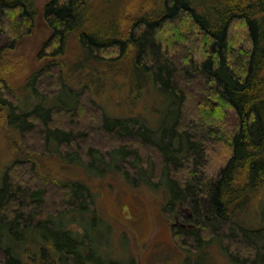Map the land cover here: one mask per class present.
I'll list each match as a JSON object with an SVG mask.
<instances>
[{
    "label": "trees",
    "instance_id": "obj_1",
    "mask_svg": "<svg viewBox=\"0 0 264 264\" xmlns=\"http://www.w3.org/2000/svg\"><path fill=\"white\" fill-rule=\"evenodd\" d=\"M161 2L163 11L160 14L156 17L142 15L128 29L135 65L146 69L151 76L153 74L157 89L179 100L176 122L162 129L160 143L141 124L135 123L137 120H108L104 116L97 121L93 109L87 107L90 103L82 99L83 95L77 98L73 107L46 110L39 105L29 115L19 108L8 109L6 118L14 126V133L24 137L35 133V139L44 148L57 140L66 148L75 149V156L89 163L91 168H95L98 161L95 155L93 159L85 157L91 151L101 156L99 159L105 167L120 161L122 168L125 163L130 167V158L148 161L155 152L156 160L161 162L160 169L166 173L169 182L167 209L174 212L180 202L189 201L195 217V230L193 226L186 232L173 231L177 242H183L180 241L183 239L198 254L203 245L218 239L233 263L258 264L262 258L264 264L258 244L245 232L249 225L242 221V215L239 217L241 224L238 221L239 214L264 189V0ZM43 17L52 32V43H55L51 45L53 56L64 53L60 49L66 47L72 34L92 52L124 50L129 46L122 39L124 36L119 38L115 32L101 38L79 31L85 17L82 0H49ZM37 18L35 0H0V33H8L14 43L33 32ZM185 22L188 23L184 25ZM235 22L245 33L244 38L237 35L232 40V43L238 39L244 42L232 44L237 48L228 44ZM166 29L170 41L163 40L161 36ZM190 31L196 33V43L192 44V49H187L179 42L188 41ZM57 65L52 63L51 68L46 67L41 74H36L35 94L50 95L43 93L42 89L53 81L51 74L60 68ZM194 83L197 85L193 90L197 93L221 103V113L225 114L222 119L218 112H214L213 106L200 104L198 115H203L204 121L198 122L193 118L190 123L188 112L191 108H186L190 97L186 88ZM58 87L50 99L62 94L64 85L59 84ZM0 91L4 94L3 90ZM59 114L70 120L66 122L65 118H59L60 125L57 126ZM78 115L82 117L79 122L76 121ZM210 118L215 121H210ZM193 128L196 131L206 129L212 143H216L223 134L222 152L214 157L216 151L213 150L212 156H208L211 151L204 148L199 138H191ZM92 136L103 145L94 143ZM35 139L32 138L33 142ZM175 139L183 140L178 149H174ZM107 141L111 145H107ZM89 143L92 149L84 146ZM175 153L181 154L175 156ZM148 162L151 164L150 160ZM36 165L32 161L18 159L5 171L6 177L0 188V233L4 235L0 243H5L0 246V264H50L58 260L63 264L95 262V251L89 250L87 256L81 255L86 242L84 239L78 240L72 232L55 231L46 222L36 220L43 212H49L52 218L65 213L82 215L80 227L88 233L93 227L97 228L100 220L92 191L81 182L45 180ZM123 173L135 188L138 187L136 176L131 177L132 173L125 170ZM49 204L55 206L57 212H50L47 209ZM261 205L259 212L264 218ZM263 235L262 230L254 233L256 238ZM44 238L48 239L49 245L45 244ZM185 251L191 253L188 249ZM30 253L36 256L31 262L28 260Z\"/></svg>",
    "mask_w": 264,
    "mask_h": 264
},
{
    "label": "rangeland",
    "instance_id": "obj_2",
    "mask_svg": "<svg viewBox=\"0 0 264 264\" xmlns=\"http://www.w3.org/2000/svg\"><path fill=\"white\" fill-rule=\"evenodd\" d=\"M48 1L35 0L38 18L31 34L24 35L25 37L14 43L8 33H0V89L4 92L2 94L0 91V188L6 177L7 167L18 159L37 163V169L45 180L61 179L87 185L100 211L97 228L93 227L87 233L80 227L82 215L77 214L65 213L52 218L49 212H43V215L37 216L36 220L46 222L55 231L72 232L78 240L84 239L86 242L83 250L80 251L81 255L87 256L89 250H93L97 256L95 262L88 264H236L232 262L218 239H212L203 245L198 254H196L198 251H194L193 247H189V243L183 239H180L183 241L180 242L181 244L177 242L173 231L179 229L186 232L194 228L195 217L189 201L180 202L174 212L167 209L170 201L169 182L165 177L166 173L164 174L160 169L161 162L156 160L155 152L151 159L148 157L151 164L146 161L147 159L130 158L129 169L126 163L122 168V162H118V158H116L118 163L105 167L99 159L101 156L91 151L86 153L85 157L93 159L92 156L95 155V159H98L96 167L91 168L89 163L75 156V149L66 148L57 140L51 141V146L44 148V145L41 147V143L35 139L37 134L29 133L24 137L13 132L14 126L6 118V110L19 108L29 115L39 105L46 110L73 107L80 95L91 104H87V107L93 109L97 121L104 116L108 117V120H137L135 123L141 124L159 143L162 129L173 126L178 117L179 100L157 89L153 83V74L151 76L146 69H139L135 65L131 56L134 52L131 51L132 45L129 44L131 38L128 29H131L133 23L142 15L156 17L160 14L163 11L161 0H82L85 17L79 31L88 35L102 36L101 38L109 37L115 32L119 38L124 36L122 39L127 41L126 44L129 46L124 50L121 49L122 51L105 49L92 52L84 48L78 37L72 34L66 42V47L60 49L64 51L60 56L52 55L54 50L51 51L53 48L51 45L55 43H52V32L43 17L44 7ZM187 23L185 22L184 25ZM167 31L166 29L161 36L163 40L170 41ZM195 34L190 31L189 40L179 44L192 49V44L196 43ZM244 34V29L235 22L228 42L229 46L237 48V45L232 44H243L242 40L238 39L233 43L232 40L237 35L244 38ZM197 47V52H200ZM174 56L180 58L178 54L174 53ZM52 63L58 64L60 68L51 74L53 81L45 84L42 92L53 96V92L59 88L58 85H64L62 94L57 95L55 99L33 92L34 77ZM195 83L200 84L199 81ZM195 83L186 88L190 97L186 106L188 110L191 108L188 112L190 123L193 118L198 119V122L204 121V116L198 115V111L201 110L200 104L213 106L214 112H218L222 119L225 114L221 113V103L207 99L203 94L193 90L197 85ZM59 118H65L66 122L70 120L66 115L59 114L55 123L57 126L60 125ZM81 119L82 117L78 115L76 121L79 122ZM209 120L215 121L211 118ZM222 135L221 138L218 137L221 141L216 139V143H212V138L207 136L206 129L196 131L193 128L190 132L191 138H199L204 148L211 151L208 156H212L213 150L216 151L214 157L222 152L225 143ZM204 137L205 139L202 140ZM32 138L36 142H33ZM178 140H174V149L179 148L178 144H183V140ZM92 141L103 145L94 136ZM22 142L24 145H21ZM106 144L111 145L109 141ZM84 146L87 149L93 148L90 143ZM180 154L177 153L175 156ZM124 170L131 172V177L138 178L136 182L138 187L135 188L134 183L124 175ZM261 200H264V189L260 190L256 200L250 203L251 206L249 204L239 214L238 221L240 223L239 217L242 215V221L249 225L246 230L244 229L246 234L258 244L261 256L264 257V235L258 238L254 236L256 231H264L263 213L259 212V204H262L261 210H264V201L260 203ZM51 204L47 209L50 212H57L54 210L55 206ZM87 237L90 240H87ZM0 239H4L1 233ZM44 241L46 245L50 244L48 239L44 238ZM1 245L3 244L0 243ZM225 246L231 253H235L228 245ZM187 249L191 253L186 252ZM35 259V253L28 255L29 262ZM262 261L261 258L258 264H262ZM57 263L63 264L60 260L55 263L50 262V264Z\"/></svg>",
    "mask_w": 264,
    "mask_h": 264
}]
</instances>
